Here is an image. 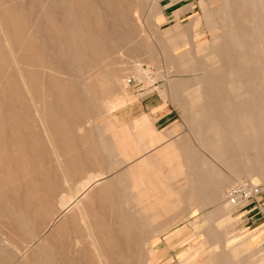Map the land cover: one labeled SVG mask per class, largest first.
Wrapping results in <instances>:
<instances>
[{"label": "rangeland", "instance_id": "rangeland-1", "mask_svg": "<svg viewBox=\"0 0 264 264\" xmlns=\"http://www.w3.org/2000/svg\"><path fill=\"white\" fill-rule=\"evenodd\" d=\"M225 6L233 17L229 27L241 34L240 27L247 25L243 22L245 10L234 5V0H0V237L10 238L35 264H180L183 258L210 264L214 253L230 252L232 244L215 252L208 248L218 239L212 237L208 242L210 228H206L205 216L230 202L228 194L234 186L249 183L260 187V195L256 201L232 204L222 213L219 219L226 228L219 234L225 241L241 243L235 257L243 264L264 263L263 181L236 178L216 164L218 174L222 172L231 181L223 194H207L213 196V203L197 209L203 197L191 205L181 191L178 212L161 213L154 225H148L130 199V184L122 176L129 167L168 146L184 157L188 149L181 147L186 143L203 159L211 160L196 137L199 132L192 130L206 122L195 125L189 115H201L209 107L206 98L210 94L202 79L218 73L214 72L213 47L225 39L219 36L220 23L214 26L205 15ZM195 21L196 31L190 26ZM197 34L200 39L195 41ZM255 64L249 63L250 71L255 69L251 75L256 72ZM144 65L151 69L154 85L149 78L127 84L129 78L141 76L137 72ZM117 78L122 80L123 90L117 86ZM171 81L184 84L183 96L197 97L196 104L184 107L171 99L167 88L163 92L162 85ZM253 85L248 88L256 91L259 85ZM123 91L129 98L126 101L120 100ZM30 92L38 99L36 104ZM108 99L118 102L115 111H107ZM168 111H172L169 120L175 123L167 128L157 124L156 128L155 120ZM172 127L176 132L171 136L150 143L151 136L168 133ZM208 133L202 131L209 142L216 141V133ZM121 158L124 165H115L114 160ZM114 183L121 185L117 186L121 193ZM181 183L172 188L178 191ZM123 196L126 200H121ZM131 214L136 221L132 222ZM86 222L101 244L99 258L86 242ZM153 234L159 239L152 252L143 243H150Z\"/></svg>", "mask_w": 264, "mask_h": 264}, {"label": "bare ground", "instance_id": "bare-ground-1", "mask_svg": "<svg viewBox=\"0 0 264 264\" xmlns=\"http://www.w3.org/2000/svg\"><path fill=\"white\" fill-rule=\"evenodd\" d=\"M231 1H233V0H231ZM234 5L239 6V8L241 10H245V16H243V22L247 25L243 26L242 30H241V27L239 26L241 34L237 33L238 29L233 30L231 28V26L229 27V24H230L229 22L232 23L233 17L231 16V13H230L231 11L230 12L228 11L227 6H225L224 9H223V7H221L220 9H218V11L216 13H214L213 11H210V13L205 15V18L211 24H214V26H216L215 24L220 23L221 27H219V28L221 29V34H219V36L223 37L225 39V41L223 44L214 45V47H213V49L215 51L213 59H215L216 63H217V67H216V69H214V72L217 70L218 73L214 74V75H211L209 73L210 76H208V75L204 76L202 79L203 84H205V86H206V88L210 94L208 98L205 97L207 100L210 101L209 107H208V105H206L207 107L204 108L203 113L201 115H189L190 116V118H189L190 122H193L194 124L196 122L199 123L201 121L206 122L205 124H203V127H201V128L200 127L198 128V125L195 124L197 127H195L196 129L193 128L192 130L193 131L196 130L194 133H196L197 131L199 132V134L196 137H198L199 140L203 143V148H205L208 151V153L210 154V156L214 160L211 161L212 160V158H211V160L208 161L209 159L207 160V157H205L206 159H203L196 152L197 151L196 148H195L196 151H193L185 143L186 145L182 144V147H181V148H183L185 146L184 148L188 149V151H186V154L184 157L172 152V147L168 146V147H165L160 152L154 153L155 155H153L152 157L143 158L142 160L139 161V163L129 167L124 172V174L122 175L123 178L125 179V181L126 182L128 181L129 182L128 184H130L129 192H128L130 199H133L135 201V203L137 204V206L140 207V208L137 207V209L143 213L144 221L147 222L148 225H154V223L157 221V219L161 213L171 212V214H172V213H176V210L178 212V205H181V203H182V201H181V195H182L181 193L182 192L181 191H185V193H186L185 196H187V199L189 198V200L192 201L191 205L195 203V202H193V200L196 201L197 197H199V198L203 197V200L201 201L202 203L199 204L200 206L195 207L197 209H202L205 206H208L209 204L213 203L214 202V200L212 199L213 196L210 197L208 195V197H207V194L208 193L209 194L210 193L215 194L214 192L222 193L223 190L225 189V187H227V185H229V183L231 181L230 177L221 176L222 172L220 173V171H219V173L221 175L218 174V172H217L218 166L216 164L222 165L225 168H227L229 170V173L231 175L235 176L236 178L240 179V178L248 177L250 180H252L255 183H259L261 181L264 182V0H234ZM154 14L156 15V13H154ZM239 23H241V22L239 21ZM197 25L198 24L195 21V22H192V24L190 26H191V28L194 29V31H196ZM231 35L235 36V37H233L234 40H232V38L229 37ZM178 38H179V36H178ZM199 39H200L199 35L198 34L195 35V41H197ZM174 40H176V39H174ZM179 40H180V38L178 39V42L180 43ZM215 40H216V38H215ZM78 42H79V40H78ZM179 46H181V45H179ZM170 47H169V49H170ZM212 51L210 53H213ZM184 56H186V55H184ZM212 57H213V55H212ZM180 60H181V58H180ZM253 62L257 64V66L255 64V66H256L255 67L256 68L255 73L256 74L253 73V75H251L250 72L255 71V69L250 71L252 66L250 67L249 63H253ZM210 65H212V64H210ZM150 70H148V68H146L145 65L141 66L137 72L141 76L138 75L140 78L137 77V78H135V80L140 82V81H142L141 78L142 79L149 78L151 80V85H154L153 84L154 82H152V81L155 78L152 76L153 74ZM101 80H102V78H101ZM103 81H101V82H103ZM253 81H254V83L257 81V83H258L257 85H259L257 88H256V86H257L256 84H255L256 86L253 85ZM198 82H199V80H198ZM97 84L99 85L100 83L97 82ZM116 84L119 87V89L123 90L124 85H123L121 79L117 78ZM183 85L180 82L179 83H173L172 82V83L167 84L166 86L162 85L163 86L162 90L164 92L165 88L167 87L168 90L170 91L171 99L173 101L178 102L179 104H181L184 107L186 105L191 107L199 99L197 97H193L191 99H186L183 96V93H184L182 90ZM250 85L255 86L256 91L255 90L253 91L252 90L253 88L252 89H250V87L248 88V86H250ZM244 87H247V88H244ZM155 89H157V87H155ZM30 93H31V95H33L32 92H30ZM89 93H90V91H89ZM123 93H124V91H123ZM124 94H123V98L120 99L122 101H126L129 99L126 96V93H124ZM85 97H87V96H85ZM108 97H110V95ZM33 98H34V103L36 104L38 99H36L34 95H33ZM202 99H201V102H202ZM117 106H118L117 101H112V100L107 101V111H112ZM188 106H187V108H190ZM82 114L83 113L81 112V115ZM209 120H210V122H209ZM112 122H115V121H112ZM87 125H89V124H87ZM202 131H204V132L206 131L209 133L210 132L216 133V135H214V136H216V139H214L216 141H213V140L210 141V142H212V145H211L210 142L208 141V139L206 137H204V135L202 134ZM192 132H191V134H193ZM43 134H44V132H43ZM106 137L108 138V136H106ZM142 137L143 136H140L139 139H142ZM166 138H167V135H164V134H160L159 136H157L155 138H153V136H151L150 137L151 142L150 141L149 142L150 143L162 142ZM184 139L182 138V140H184ZM30 140H32V139H30ZM108 140H110V139L108 138ZM186 140H185V142H188ZM48 141H51V140H48ZM197 141H198V139H197ZM110 142H112V141H110ZM104 144H102V145H104ZM34 145H35V143H34ZM143 145H144V143H143ZM135 148H136V145H135ZM102 150H103V148H102ZM184 150H183V152H184ZM206 150H205V152H206ZM200 151H201V149H200ZM104 153H106L107 155L109 154L105 151H104ZM109 157H110V154H109ZM109 157H107V158H109ZM111 160H113V159H111ZM114 161H115V163H114L115 165L123 164L125 162L124 158L118 159V161H116V159H115ZM20 163L22 164V162H20ZM219 169H221V167ZM103 175H104V173H103ZM119 176H120V174H119ZM115 177H118V176L116 175ZM112 179H115V178H112ZM112 179H111V182L113 183L115 180L112 181ZM118 181H120V179ZM67 182L68 181L63 178V183L66 184ZM108 182H110V181L107 180L106 183H108ZM179 182H182L180 185L181 188L178 191H175L172 188V184H177ZM118 183H116V184H118ZM123 183H124V180H123ZM239 185H241V184H239ZM117 186L118 185H116V187L114 186L115 189L116 188L118 189L119 186L118 187ZM123 186L124 187H122V188L126 187L125 185H123ZM120 187H121V185H120ZM122 188H121V191H122ZM100 189H101V187H100ZM116 192H117V190H116ZM118 193H121L120 190L118 191ZM100 194H101V192H100ZM122 195H124V194H122ZM125 195H127V194H125ZM205 197H207V198H205ZM123 198H124V196L122 197L121 200H123ZM108 199L109 198H106L107 201H108ZM124 199L126 200V198H124ZM184 200H186V199H184ZM127 202H125V203H127ZM130 202H132V201H130ZM64 203H66V202L64 201ZM112 205H113V203H112ZM188 205L190 206V204H188ZM81 206H83V205L80 204L79 208H81ZM108 207L110 210H112L110 208L111 207L110 205ZM131 207L132 206H130L129 209L133 210V208L135 206L133 208H131ZM231 207H233L231 202L224 203L223 205L217 207L214 211L207 213V215L205 216V221H207V223L209 224V226L206 228H210L208 230V236H207L208 242H209V238H212V237H215L218 239L216 242L214 241V243L211 244V246H208V248H211V249L213 248L212 250H213V252H215L216 250H221L222 248H226V245L229 242L232 244L231 247H229L230 252H227L229 249H223L221 253H214L210 259L211 260L210 264H221V263H229L230 264L231 261L238 264V263L242 262L235 257V255L241 251L239 249V247H237L241 243H238L237 240L225 241L224 240L225 236L220 237L221 234H219V232L224 231V229L226 228V226H224L225 222L220 221L219 216L222 213L230 210ZM129 209L128 208L126 209V210H128L127 211L128 213H129ZM65 210H67V209H65ZM182 210L184 211V209H182ZM68 211H66V212H68ZM181 212L182 211H180V214L182 215ZM187 213H189V212L187 211ZM183 215H184V212H183ZM131 216H132V214H131ZM132 217L134 218V216H132ZM74 218H75V216H74ZM133 220H135V218L132 219V222H133ZM141 220H142V218H141ZM124 222H122V223H124ZM86 225H87V222H86ZM127 225L129 226V223ZM155 226H156V224H155ZM155 226L152 228H155ZM128 228H126V229H128ZM138 228H140V227L138 226ZM84 231H85L84 233H87V232L89 233V234H86L87 244L89 246H91L93 253L96 256V258H99L101 256V254H103V253H102V250L100 248L101 244L99 245V243L95 237V234H94L95 231L93 230V227L88 230V225H87V227ZM143 231H144V229H143ZM178 234H180V233H178ZM38 235H40V234H38ZM8 239H10V238H8ZM8 239L0 237V261L1 262H7L9 264H35L34 262L28 261L27 258L29 256H27V254L25 256V254L23 253L24 252L23 249L13 245L12 244L13 241H9ZM142 239H144V238H142ZM151 239H152V241L150 243H147L146 241L144 243L143 242L142 243L144 245V248L150 249L153 252L156 249L155 248V242L159 239L158 235L153 234ZM37 241H38V239H37ZM210 241L213 242V240H211V239H210ZM208 242H207V244H208ZM17 243H16V245H17ZM38 243H40V242H38ZM25 247H26V245H25ZM41 247H43L42 244H41ZM244 247H246V245ZM38 250L40 251V249H38ZM152 255H155V253ZM41 256H44V255H41ZM34 257H36V256H34ZM34 257H33V259H34ZM31 260H32V258H31ZM195 261H196L195 258H192V259L183 258V259H181L180 264H195ZM42 264H44V263H42Z\"/></svg>", "mask_w": 264, "mask_h": 264}, {"label": "built area", "instance_id": "built-area-1", "mask_svg": "<svg viewBox=\"0 0 264 264\" xmlns=\"http://www.w3.org/2000/svg\"><path fill=\"white\" fill-rule=\"evenodd\" d=\"M127 84H138V81L135 80V78H129ZM260 193L261 190L259 186L252 187L249 183H243L236 187L234 186L229 193V201L231 204L239 206L240 204L249 203L253 200L256 201L257 196H259Z\"/></svg>", "mask_w": 264, "mask_h": 264}, {"label": "crops", "instance_id": "crops-1", "mask_svg": "<svg viewBox=\"0 0 264 264\" xmlns=\"http://www.w3.org/2000/svg\"><path fill=\"white\" fill-rule=\"evenodd\" d=\"M167 88V87H166ZM166 88H165V90H166ZM168 89V88H167ZM191 98H193V97H191ZM190 98V99H191ZM172 114V111H168L166 114H164V115H162L161 117H158L156 120H155V122H154V124H155V127H156V125L157 124H161V123H164L162 126H164L163 128H167V127H169V126H172L175 122H174V119H170L169 120V116ZM166 120V122H163V121H165ZM175 127V126H174ZM174 127H172L171 129H173ZM156 128H158V127H156ZM170 130V129H169ZM155 131L157 132V131H159V130H157V129H155ZM162 132H164V131H162ZM174 132H176V129H173V130H171L170 132H168V133H162V134H164V135H167V138H168V136H171ZM139 141L141 142L142 141V139H139ZM249 219H251V218H249ZM239 260V259H238ZM244 262V261H243ZM243 262H240V263H238V264H243ZM221 264H229V263H221ZM230 264H236L235 262H233V261H231L230 262ZM245 264H259V263H252V262H250V261H248V262H246ZM260 264H264L263 262H260Z\"/></svg>", "mask_w": 264, "mask_h": 264}]
</instances>
